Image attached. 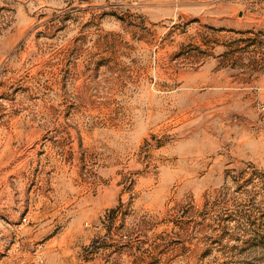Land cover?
<instances>
[{
    "label": "rangeland",
    "instance_id": "obj_1",
    "mask_svg": "<svg viewBox=\"0 0 264 264\" xmlns=\"http://www.w3.org/2000/svg\"><path fill=\"white\" fill-rule=\"evenodd\" d=\"M264 0H0V264H264Z\"/></svg>",
    "mask_w": 264,
    "mask_h": 264
},
{
    "label": "built area",
    "instance_id": "obj_2",
    "mask_svg": "<svg viewBox=\"0 0 264 264\" xmlns=\"http://www.w3.org/2000/svg\"><path fill=\"white\" fill-rule=\"evenodd\" d=\"M261 111H264V102L259 105Z\"/></svg>",
    "mask_w": 264,
    "mask_h": 264
}]
</instances>
